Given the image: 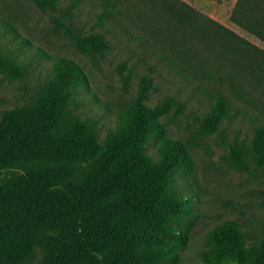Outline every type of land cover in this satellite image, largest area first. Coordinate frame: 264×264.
Returning a JSON list of instances; mask_svg holds the SVG:
<instances>
[{"label":"trees","instance_id":"1","mask_svg":"<svg viewBox=\"0 0 264 264\" xmlns=\"http://www.w3.org/2000/svg\"><path fill=\"white\" fill-rule=\"evenodd\" d=\"M34 1L42 9L63 2ZM67 1L70 17L83 6L94 10L97 30L75 33L67 26L88 53L104 55L112 37L142 60L151 36L169 39L179 51L201 48L203 55L223 54L226 46L240 53L238 65L252 88L264 83V49L187 0ZM232 17L264 40V0H238ZM54 60L36 100L8 111L0 123V232L77 218L80 228L57 238L40 264H166L180 244L177 225L193 219L188 199L174 189V174L192 171L194 159L183 141L165 134L160 118L176 98L149 105L153 78H143L140 96L118 112L117 125L102 137L98 117L73 110L82 102L80 88L89 87L84 69L68 57ZM23 69L0 44V71L21 75ZM231 106L225 95L214 99L209 132L234 114ZM154 138L156 153L150 150ZM226 157L239 170L264 171L263 117L254 120L250 139L230 144ZM201 259L264 264V228L250 240L239 223L225 222L210 231ZM0 264H20V257H0Z\"/></svg>","mask_w":264,"mask_h":264},{"label":"rangeland","instance_id":"2","mask_svg":"<svg viewBox=\"0 0 264 264\" xmlns=\"http://www.w3.org/2000/svg\"><path fill=\"white\" fill-rule=\"evenodd\" d=\"M187 1L225 25L221 17L229 14L235 25L227 26L264 49L261 37L234 21L232 10L238 0ZM67 4L63 0L55 9H42L34 0H0V44L11 58L24 63L21 75L0 71V123L8 111L36 100L53 74L55 56L71 58L84 69L89 87L80 88L82 102L73 110L84 117H98L102 137L117 125L118 112L140 96L143 78L152 77L146 102L154 106L168 96L176 98L160 118L165 134L183 141L194 159L192 171L174 174V189L188 199L193 219L185 217L177 225L180 244L174 259L166 264H203L201 252L210 231L228 221L239 223L250 240L260 235L264 228V171L255 166L252 171L239 170L226 157L230 144L250 139L254 120L264 118V83L255 89L250 78L244 79L238 65L240 53L226 46L229 51L219 55H203L201 48L179 51L169 39L151 36L152 47L144 60L138 54L131 56L124 43L113 37V47L104 55L91 54L67 26L74 32L97 30L94 10L83 6L70 17L65 12ZM221 94L230 100L234 114L209 132L206 119ZM158 145V139H152L151 152L156 153ZM80 225L79 219L71 218L0 232V257L19 256L20 264H40L57 238Z\"/></svg>","mask_w":264,"mask_h":264},{"label":"crops","instance_id":"3","mask_svg":"<svg viewBox=\"0 0 264 264\" xmlns=\"http://www.w3.org/2000/svg\"><path fill=\"white\" fill-rule=\"evenodd\" d=\"M221 19L229 26L234 27L235 22L230 19L229 14H225L224 16L221 17Z\"/></svg>","mask_w":264,"mask_h":264}]
</instances>
